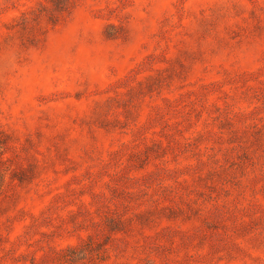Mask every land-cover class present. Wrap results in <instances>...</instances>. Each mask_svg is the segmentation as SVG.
<instances>
[{
	"label": "rangeland",
	"instance_id": "374dc122",
	"mask_svg": "<svg viewBox=\"0 0 264 264\" xmlns=\"http://www.w3.org/2000/svg\"><path fill=\"white\" fill-rule=\"evenodd\" d=\"M0 264H264V0H0Z\"/></svg>",
	"mask_w": 264,
	"mask_h": 264
}]
</instances>
